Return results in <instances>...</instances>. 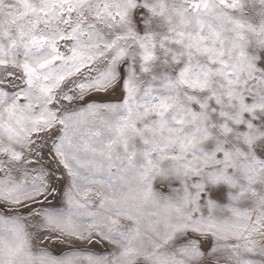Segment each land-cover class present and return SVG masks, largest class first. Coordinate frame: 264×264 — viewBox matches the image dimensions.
Here are the masks:
<instances>
[{"label":"snow or ice","instance_id":"6c2138e0","mask_svg":"<svg viewBox=\"0 0 264 264\" xmlns=\"http://www.w3.org/2000/svg\"><path fill=\"white\" fill-rule=\"evenodd\" d=\"M0 264H264V0H0Z\"/></svg>","mask_w":264,"mask_h":264}]
</instances>
